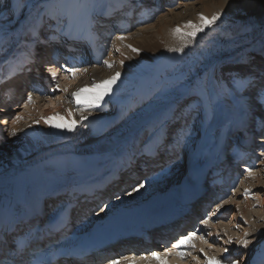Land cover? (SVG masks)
<instances>
[{
    "label": "bare ground",
    "instance_id": "obj_1",
    "mask_svg": "<svg viewBox=\"0 0 264 264\" xmlns=\"http://www.w3.org/2000/svg\"><path fill=\"white\" fill-rule=\"evenodd\" d=\"M122 1L124 0H112V2L116 3L112 8L120 7ZM125 1L126 3L129 2V0ZM155 1L157 0H147L143 4L149 6L150 4H154ZM52 2H57L58 4L57 7L54 6L53 8L58 10L57 18L61 19L59 23L48 25L44 22L42 23L39 19L29 16L25 21L21 35L18 36L19 42H17V48L8 57H1L2 42H0V82L4 80V76L8 74L9 69L17 73L26 69L28 70L29 80H32V83L29 82L30 84L26 85L24 83L26 85L25 88L27 87V93L20 92V87L21 85L24 87V84L19 78L14 77L10 83L4 84L7 94V106L0 105V108H8L5 109L6 115L0 122V188L9 183L25 182L29 178L34 179V181L42 179L48 185L60 187V199L58 198L59 204L61 203L60 206H64L65 202H71L74 197V202H77L80 198L75 195L76 191L80 188L85 190L92 186L95 179L109 168L116 167L112 173L101 175V178L103 177L104 179L103 183L120 178V166L134 165V170L138 172L139 170H143V167L148 163L142 162V160L137 161L136 157H160L162 155L161 151H165L162 146L164 143L167 148H172L173 144L179 139L176 137L171 142H168L167 133H170V126L176 117L175 113L177 109L180 108L179 105L183 104L182 101H185L186 98L198 96L202 101L201 107L204 117L201 128V139L198 142L196 141L193 152L188 156L189 158L186 161H182L183 165L181 168L183 173H181L180 178L177 181H168L167 178H164L166 176L161 177L160 175L153 178L151 182L146 179V187L143 192L135 191L131 195L118 197L119 199L114 197L115 199L109 200L110 202L107 203V206L104 207L105 209L100 214H90V217L87 216L83 221H79L78 223L69 222L67 225L69 229H72L73 233H86L94 225L102 221L105 216L118 217L137 209H144L149 214L151 206L165 203L169 199L172 200L178 194H187L205 170L217 164L215 160L220 149L225 146L224 138L226 130L229 128L236 129L235 133L230 136L236 147L239 146V142L242 143L241 133L247 129L248 125H251L252 121L249 118L251 112L250 104L248 106L247 101H244L245 99H240V93L238 95H236L237 93L234 94L224 82V79L220 75V69L223 66L221 60L220 62H214L212 54L204 52L203 64L200 71L189 79L186 84L177 85L178 83L176 84L171 79L157 90H147L146 83L150 81L156 84L162 78L165 71H158V65L146 62L141 63L128 53L126 46L128 36L125 35V32L128 29L127 27L132 26L128 21H124L119 26L122 32H117V35H113L112 37H109L112 33L101 35L103 32L100 33L98 29L101 30L103 28L102 25L107 24V22L100 23L102 20L94 21L93 16L96 12H99L100 18H105L108 9L112 8L107 7L105 9L104 6H108L111 1L52 0ZM164 2L162 1L163 4ZM253 3L254 0H199L196 3L184 4L182 11L183 14L189 13V16L193 14L189 20L198 24L199 17L195 15L197 14L195 12H197L198 7H202L201 13L206 16H211L214 12L220 11L222 13L220 19L227 20L248 10ZM157 4L151 7V9L146 8L147 13L138 16L139 22L154 16L158 12ZM134 5L130 6V8L133 9ZM64 13H67V17L63 18ZM172 15L174 16L172 23L159 18L157 29L167 47L175 48L176 42L181 37H185L183 33L191 29L185 27L186 22L189 20L183 19L180 16L181 13L179 14L177 10ZM178 16L179 18H177ZM15 18L16 16L4 24L11 26ZM176 18L177 20H175ZM108 23L112 25V21ZM90 24L91 26L98 25L92 39L98 38L94 41L91 48L86 49L88 53L93 52V54H91V57H88L89 59H84V57L78 56V51L84 36L87 32L91 31ZM43 26L46 29L52 28L54 31L49 30V32H44L41 30ZM177 26L181 29L180 33L173 31ZM18 32L19 29H13L11 34H8L9 38L13 39ZM202 33H198L194 38L196 42L203 37L201 36ZM142 35L144 33H140L138 37ZM118 36H123L124 39L119 40L117 39ZM109 41L112 42L111 47H109ZM44 43H48L49 45L55 43L58 49L53 52V58L47 59L44 64L49 65L44 68H49L52 69V72H56L55 78L52 77V72L46 74L42 71V75H38L32 66L29 65L31 62L28 54L24 53L29 47L36 52H40ZM58 47L65 49L67 55H63ZM166 51L170 50L167 49ZM260 54H264V44L260 50ZM105 57L111 63V67L104 64L103 59ZM169 58L166 60L168 61ZM63 59L65 62H63ZM121 60L124 61L123 65L120 63ZM166 60L165 62L162 61L160 65L166 63ZM230 65L232 63L226 64V66ZM69 68H75L76 71H68ZM260 68L264 70L263 65ZM192 70L193 68L188 71L187 75L183 76V79L187 78ZM226 71L229 72L227 75L232 73L230 69H226ZM116 72L121 73L120 77L111 86L112 90L103 97L105 100L106 98H110L109 105L110 103L111 105H115L116 111L112 109L105 111L106 107L99 105L92 107L94 108L92 114L87 116L80 115L81 110L77 109V104L72 93L86 86L91 89L93 83L107 80L115 75ZM246 72L249 75L248 78L251 76L256 77L254 71L247 70ZM20 76L19 73L17 77ZM263 78L261 77L260 79L262 80ZM57 80L60 82L62 88L57 87ZM243 89L246 91L248 88ZM29 95L32 97L30 103L28 102ZM252 99L251 104H253V107L251 109H256L259 105H255V103H259V101L254 98ZM254 101L255 103H253ZM260 107L262 106L260 105ZM122 108L125 110L122 111ZM18 110H22V112L12 117V113ZM17 116H20L21 119L14 124L13 120ZM81 116L87 117V119L81 120ZM42 117L52 118L53 123H71L72 121H77L78 123H76L74 130L68 131L67 129L55 128L46 124ZM243 118H245L244 121H242ZM34 121H39V123H34ZM240 123H244L243 128H240ZM251 126V130H254L255 125L252 124ZM12 128L17 129L15 136L9 134ZM238 134L239 136H237ZM165 136L166 141H164ZM262 141L264 139L256 141L259 146L255 149L257 151H255V156L253 155V157L262 158L264 162V144H261ZM168 144L169 146H167ZM150 160L149 163H151ZM163 160L159 158V161L156 164L154 163V166L163 163ZM137 164L139 165L136 166ZM252 164L244 167V170L251 168L253 171L251 177L245 171V181L254 179L262 183V178L264 179V177H262L260 172L255 171ZM117 165L120 166L117 167ZM229 167L230 165L227 161L213 166L214 170L209 175V182L212 185L219 183L225 187L224 183L228 179L233 180L232 170H229ZM166 170L168 169L166 168ZM168 173V176L172 174ZM128 177H131V173L128 174ZM160 180L164 184H160ZM251 187L247 186L245 189L252 190L250 192L253 193L254 187ZM198 189L200 190V187ZM6 191L12 193L14 197L21 195L19 190L8 191L6 189ZM88 191L86 190V192ZM205 193L206 191L204 190L202 197ZM82 197V200L86 198ZM243 197L246 201L245 205L249 206L250 198L244 193ZM251 199L253 198L251 197ZM259 202L264 206V197H261ZM104 204L106 203L104 202ZM208 205V201L202 200H195L193 203L189 202L187 207L183 208V210L188 209L185 215L169 225L161 223L160 225L151 226L146 230L144 238L150 239L157 234H164L170 237L176 236L175 240H178L181 235L186 236L189 232H194L197 227L196 225L191 226L193 223L192 219H194L192 212L203 209L202 212L205 215ZM203 214L199 215L204 216ZM212 216L214 217L215 215L213 214ZM221 216L224 217V215ZM151 221L156 222L157 219L153 218ZM210 221L208 220L207 225H202L211 226L212 222L210 224ZM180 230H182V233L176 235L177 231ZM214 230H217V228L215 229L212 225V234L215 232ZM256 234H264L260 224L256 226ZM242 238L245 237L242 236ZM213 240L218 242V240L214 239V236ZM175 242L173 241V244ZM115 243L109 252L107 249H102V251L109 255L115 254V252L126 255L125 260H128L134 256L135 250L139 249L133 243L131 236L118 237ZM255 243L252 245L255 246L252 252L241 259L239 256L245 252L241 248H237L240 250L234 248L235 250L231 249L230 252H225L224 255L220 256L222 258L221 264H232V261L239 259L238 264H264V238L257 242V244ZM173 244L171 247H173ZM156 245H159V243L157 242ZM225 246V244H219V247L223 251L226 249ZM180 248L173 247L168 249V252H160V248L154 247L152 250L143 251L139 261H130L128 264H185L181 261L180 255H178ZM153 251L159 253L163 259L153 258L151 256V252ZM170 254L173 257L175 256L173 258L174 261L168 259L167 256ZM94 255L99 256V253L96 252ZM92 257L94 256L87 255L85 261H90ZM110 261L112 260H108L107 264H110ZM199 263V259L196 258L195 264ZM68 264H71L70 261ZM119 264L122 263L119 262Z\"/></svg>",
    "mask_w": 264,
    "mask_h": 264
},
{
    "label": "rangeland",
    "instance_id": "obj_2",
    "mask_svg": "<svg viewBox=\"0 0 264 264\" xmlns=\"http://www.w3.org/2000/svg\"><path fill=\"white\" fill-rule=\"evenodd\" d=\"M162 1H165L164 4L162 3ZM198 1L199 0H161L157 4L158 12L149 19L139 22L138 16L146 14V10L151 9V7H153L156 3L154 2V4H150L148 6L144 5L142 2V6V4L140 3L137 5V1L134 0L135 5L133 6L134 8L132 7L134 9L132 11H136V13L128 19L129 21L124 19L126 18L124 17V12L122 11L120 13L119 11L115 16L116 18H112L114 19L112 21V25L103 27V34L101 35L112 33L109 35V37H112L113 35H117V32H122L119 26L122 25L124 21H128L130 24H132L131 27H127L128 29H126L125 32V35L128 36L126 45L128 53L141 63H152L154 65H158V71H165L162 75V78L159 79L156 84L150 81L146 83L147 90H157L161 85L171 79H173L176 84L178 83L177 85L186 84L189 79H191L200 71L203 64V57L205 52L207 54H212L214 62H220L221 60V62L223 63L222 65L224 66H221L222 68L220 69L221 77L224 79V82L227 84V86H229L228 88L232 92H234V94L237 93L236 95L240 93V99H245L244 101L246 102L248 101V91H245L243 88H237V82L241 79H247L245 77H240L243 72L247 73L246 71L248 70L254 71L255 74V72L257 73V71L259 70L262 71V69L260 68L261 65L264 66V57H262L264 56V54H260V50L262 49L264 44V0H254L253 5L248 10L239 13L232 19H219L216 24L211 26L212 28H207L206 31L201 34V36L203 37L197 42L192 37H181L180 40L176 42L174 47L182 48L183 50L180 52H167V49L175 48H172L170 46L167 47L166 43L161 38V34L158 33V19L161 18L162 20L172 23L174 21V16L172 14L177 10L179 14L181 13L180 16L183 17V19L189 20V18L191 19L193 14L191 16H189V13L183 14V6L184 4L196 3ZM201 8L202 7L197 8V12H195L197 14L195 15L201 13ZM49 9V0H0V27H2L0 28V40L2 39V41L0 42H2L3 48H1V57L10 56L17 48V42H19L18 36L21 35L26 19L31 16L41 20L42 23H47L50 21L47 15ZM14 16H16V18L11 23V26H9V24H4L6 23V21L8 22V20H11V18H13ZM64 17H67V13H64L63 18ZM177 18H179V16ZM177 18L175 20H177ZM42 28L41 30L44 32L49 31V29ZM13 29H19V32L16 33L14 38L12 39L9 38L8 34L10 35ZM140 33H144V35L138 37ZM108 44L110 45L109 47H111L112 42L109 41ZM128 45H131L132 47L130 48L128 47ZM132 48L139 49L140 51L134 52ZM59 50L61 53H63V55H67V53H65V49L59 48ZM78 56H83L84 59H89L87 52L83 51V49L81 51H78ZM168 57L170 58L167 61L166 59H168ZM103 60L105 61L106 57ZM165 60L166 63L160 65V63L162 61L165 62ZM63 62H65L64 59ZM227 63H232V65L226 66ZM191 68H193L192 72L187 76V78L183 79V76L185 74L187 75L188 71ZM226 69H230L232 73L227 75L229 72H227ZM108 71L111 72L110 70ZM19 73L21 76L17 77ZM19 73H12L7 79H4V81L0 84V94L2 93L4 84L10 83L14 77L22 80L23 84L25 83L27 85L32 83V80H29V76L24 70ZM255 75L257 76V74ZM259 76L260 75H258L257 77ZM25 84L24 87H22L21 85L20 92L27 93V87L25 88ZM56 85H58L59 88H62L58 80ZM252 98L254 97L252 96L251 99ZM109 101L110 98H106V100L102 99L99 105L106 107L105 111H109L108 109L116 111V106L111 105V103L109 105ZM252 101L246 102L247 104H250V108L253 107V105L251 104ZM182 102L183 104L179 105L180 108L177 109L175 113L176 117L172 121V124L170 126V133L167 137L168 142H171L176 137L179 140L175 144H173L172 148H167L165 146V143L162 145L165 151L162 153L163 157H161V159H164V162L154 166V163H157V161H155L157 158H151V163H149L148 158L143 159L142 156L138 157L137 161L142 160V162L145 161V163L148 164L143 167V170H139V172L135 170V179L132 180L131 178H128L129 172H133L134 167L129 170L128 167H126L125 170L120 172V178L115 180L113 179L107 184H102L99 188L96 189L91 198H88L85 201L79 203L81 211L77 214V219L83 221V219L87 218V216L90 217V214H100V212L105 209L104 207L107 206V203L110 202L112 198L115 197L116 199H119L122 196L125 197L127 195L133 194L134 192L132 191V189L139 183L144 184V186L138 190L140 191V193L143 192L146 187V179L151 182L153 178H156V176L158 177L160 175L161 177L166 176L164 178H167L168 181H177L180 178L181 173H183V170L181 168L183 165L182 161H186L189 158L188 156H190L193 152L196 141L198 142V140L201 139V128L204 118L201 107L202 101L198 96H190ZM253 103H255V101ZM257 104L262 103L256 102L255 105ZM261 106L262 107H260V109L254 110L257 115L256 117L253 116L256 119L255 122H258L260 124V133L252 137V144L254 147L259 146V144L256 142L258 141V139H264V103ZM77 109L81 110V112L79 113L80 115L86 116L92 114V111L94 110V108L88 107L87 105L83 104H77ZM124 110L125 109L122 108V111ZM20 112H22V110H18L16 112L14 111L12 113V117H15L17 113ZM234 131V128H229L228 130H226L224 142H230V136L235 133ZM181 134L182 136H180ZM167 146H169V144ZM164 153L166 154L164 155ZM237 162V166H234V162H230V170L232 169L233 180L229 179L225 183V187L222 185L218 190H216L217 193H211L212 191L209 190V188L211 187V183L209 182V175H211V172L210 168H208L204 179L207 184H210L208 185L205 196L202 200L208 201L209 205L205 215L202 212L203 209H199V211L196 212L194 210L192 212L194 219H192L193 223L191 226L193 227L194 225H196L197 229L194 230L196 235L192 237L191 241L188 244L182 246L179 249L180 252H183V256L180 255V257L182 259L181 261H183L185 264H195L196 258L199 259V264H206V258L211 256H215L216 258H218V260L222 261V258L220 256L224 255L225 251H223L219 247V244L221 243L226 245L225 248L229 252L234 248L236 250H240L237 248L243 249L245 252H243L242 255L239 256L241 259L243 256L252 252L253 248L255 247L252 246L254 242H256L255 244H257V242L263 240L264 234L257 235L256 226L257 224H260L264 232V206L261 202H259L260 198L264 197V179L262 178V183L254 179L245 181L246 172L244 170V167L253 163L252 165L255 171H258V173L260 172L262 174V177H264V162L262 158H258L257 156L253 157V155L251 157L247 156L245 158H242ZM165 164H167L168 166H165ZM138 165L139 164H137L136 166ZM166 168L168 170H166ZM165 171L167 172L163 173ZM168 171L172 174H169ZM104 172H102L98 176V178H96L97 181L95 182V185L97 183H101L100 177ZM107 172H111V169H108L106 173ZM167 173L169 174V176L167 175ZM170 175H172V177H170ZM161 183L164 184L162 180H160V184ZM247 186L254 187L253 193L250 192V194L247 195L250 198V203L248 201L249 206L245 205L246 201L245 199H243V193ZM211 188L213 189L214 187ZM251 197L253 199H251ZM104 202L106 204H104ZM217 206H220L219 209ZM199 214H203L204 216H201ZM213 214L215 215L214 217L212 216ZM221 215H224V217ZM77 219L76 221H79ZM204 219H207L209 221L211 220L210 224L212 222L213 227H215V229L217 228V230H214L215 234L211 233L212 225H202L201 221ZM181 231L182 230L178 231L176 235L182 233ZM246 232L248 233V239L251 240L252 243L247 248H244L239 244L238 241L242 239V236H244ZM213 236L214 239L218 240V242L213 240ZM229 237L233 238L231 244L227 242ZM201 249H203V252H201ZM159 251L164 252L163 249H160ZM118 255L119 254H116V256L110 258H102L95 261L93 264H107V260H116ZM167 257L168 259L174 261L173 258L175 256L173 257L170 254ZM239 260L237 261L239 262ZM151 262L153 263V261Z\"/></svg>",
    "mask_w": 264,
    "mask_h": 264
},
{
    "label": "snow or ice",
    "instance_id": "obj_3",
    "mask_svg": "<svg viewBox=\"0 0 264 264\" xmlns=\"http://www.w3.org/2000/svg\"><path fill=\"white\" fill-rule=\"evenodd\" d=\"M221 15H222V13L220 11L214 12L211 16H206L203 13H198L199 23L198 24L194 23L191 20L187 21L185 24V27L189 28L191 30L183 33V35L195 38L198 33H202L205 31L206 28H209L212 25L216 24V22L220 19ZM173 31L176 33H180L181 29L179 26H177ZM117 39L123 40L124 37L118 36ZM128 47L131 48L132 46L128 45ZM132 50L134 52L140 51L139 49H136V48H132ZM169 50L180 52L183 49L182 48H176V49H169ZM117 51H119V49H117ZM120 63H121V65H123L124 61L121 60ZM104 64L111 67V63L108 60H105ZM68 71L75 72L76 69L75 68H69ZM120 75H121L120 72H116L115 75L111 76L107 80L100 81L99 83H93L91 89L86 86V87L80 88L77 91L73 92L72 96L74 97L76 104H78V105L83 104V105H87L88 107L99 106L100 101L103 99L104 95H106L107 93H109L112 90L111 86L118 80ZM55 76H56V72L53 71L52 77L55 78ZM250 86H253V80L252 79H241L237 82V88H248ZM57 87H59V86L57 85ZM31 100H32V97H31V95H29L28 96V102L30 103ZM258 101L261 103H264V90H261V93L258 94ZM19 119H21V117L17 116L15 118V120H13V123L15 124L16 121H18ZM42 119H44V122L46 124H49L52 127L60 128V129H67L68 131L74 130L76 123H78L77 121H72L71 123H53L52 118H43L42 117ZM80 119L85 120V119H87V117L81 116ZM34 123H39V121H34ZM16 132H17V129L12 128L9 134L11 136H15ZM245 171L247 172L248 176L251 177L253 175V171L251 168H246ZM143 186H144L143 183H139L136 185V187H134L132 189V191L133 192L138 191ZM244 194L246 196L249 195L250 190L245 189ZM217 207L219 209L220 206H217ZM201 223L204 225H207L208 220L204 219L201 221ZM195 235H196L195 232H189L186 236L181 235L180 238L178 240H176V242L173 244V247L180 248L181 246L188 244L191 241L192 237H194ZM247 236H248V233L246 232L244 234L245 238H242L238 241L239 244L244 248H247L249 246V244L252 243L251 240L247 239ZM232 241H233V238L229 237L227 242L229 244H231ZM0 243L7 244V241H3ZM13 245L14 246L11 249L12 252L19 253L22 251L23 245L21 243L13 241ZM193 247H194V245H193ZM224 251L227 252L228 250L224 249ZM201 252H203V249H201ZM178 255L183 256V252H178ZM151 256L155 259H163L160 256V254L155 252V251L151 252ZM0 264H2V262H0ZM110 264H119V260L118 259L112 260V261H110ZM207 264H221V261L216 259V257H207ZM232 264H238V261H232Z\"/></svg>",
    "mask_w": 264,
    "mask_h": 264
}]
</instances>
